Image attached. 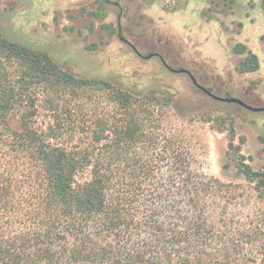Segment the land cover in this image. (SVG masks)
<instances>
[{
  "label": "trees",
  "instance_id": "obj_1",
  "mask_svg": "<svg viewBox=\"0 0 264 264\" xmlns=\"http://www.w3.org/2000/svg\"><path fill=\"white\" fill-rule=\"evenodd\" d=\"M232 50L243 56L239 72L259 69L244 43L234 42ZM86 94L102 95L115 111L67 129L56 110L67 111L70 96L82 105ZM40 106L55 110L53 124L38 125ZM170 107V97L156 88L135 92L104 77L72 74L0 26V264L235 259L221 231L235 186L192 165L178 135L176 144L166 136L162 122ZM216 129L227 132L226 166L264 190V171L254 170L234 143L233 121Z\"/></svg>",
  "mask_w": 264,
  "mask_h": 264
},
{
  "label": "rangeland",
  "instance_id": "obj_2",
  "mask_svg": "<svg viewBox=\"0 0 264 264\" xmlns=\"http://www.w3.org/2000/svg\"><path fill=\"white\" fill-rule=\"evenodd\" d=\"M0 26L17 40L48 51L72 74L104 77L135 92L156 88L167 94L171 107L162 122L166 136L173 141L178 135L181 146L192 153V165L235 186L227 220L221 222L225 244L235 257L229 264H264V190L226 166L231 162L227 132L216 129L232 120L234 143L240 144L245 161L264 171V111L215 100L186 73L166 68L160 57H145L156 52L169 67L187 68L213 93L264 106V0H176L172 7L160 0H0ZM118 26L141 55L119 38ZM236 41L256 53L258 70L238 71L243 56L232 50ZM68 99L67 111L60 108L64 106L56 110L67 129H79L80 119L93 113L115 111L102 95L86 94L80 106L81 98ZM54 112L40 106L38 125L53 124ZM201 115L213 119L205 121Z\"/></svg>",
  "mask_w": 264,
  "mask_h": 264
},
{
  "label": "water",
  "instance_id": "obj_3",
  "mask_svg": "<svg viewBox=\"0 0 264 264\" xmlns=\"http://www.w3.org/2000/svg\"><path fill=\"white\" fill-rule=\"evenodd\" d=\"M119 18V17H118ZM118 29H119V38L124 41L125 43L129 44L130 47L132 49H134V51L138 54V55H141L135 48L134 45H132L127 39H125L121 33H120V27L118 26ZM158 56L160 57L162 63L164 64V66L166 68H168L170 71L172 72H179V73H186L190 80L192 81V83L198 88L200 89L202 92H204L206 95H208L209 97L215 99V100H220V101H223V102H230V103H237L239 104L240 106L248 109V110H251V111H264V106H252L248 103H246L245 101H243L242 99H240L239 97H235V96H230V95H224V96H220V95H217L215 93H213L212 91H210L208 88L204 87L203 85L199 84L196 80V78L192 75V73L187 69V68H183V67H180V68H171L169 67L166 62L161 58V56L158 54V53H148L145 55L146 58H149V57H152V56Z\"/></svg>",
  "mask_w": 264,
  "mask_h": 264
},
{
  "label": "built area",
  "instance_id": "obj_4",
  "mask_svg": "<svg viewBox=\"0 0 264 264\" xmlns=\"http://www.w3.org/2000/svg\"><path fill=\"white\" fill-rule=\"evenodd\" d=\"M160 2L167 7H172L176 4V0H160Z\"/></svg>",
  "mask_w": 264,
  "mask_h": 264
},
{
  "label": "flooded vegetation",
  "instance_id": "obj_5",
  "mask_svg": "<svg viewBox=\"0 0 264 264\" xmlns=\"http://www.w3.org/2000/svg\"><path fill=\"white\" fill-rule=\"evenodd\" d=\"M115 5L119 6L117 2H115ZM120 8V7H119ZM121 9V8H120ZM156 53V52H155Z\"/></svg>",
  "mask_w": 264,
  "mask_h": 264
}]
</instances>
